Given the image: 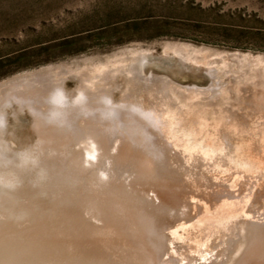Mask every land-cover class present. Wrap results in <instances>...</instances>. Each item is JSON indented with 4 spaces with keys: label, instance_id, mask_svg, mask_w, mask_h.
Segmentation results:
<instances>
[{
    "label": "bare ground",
    "instance_id": "bare-ground-1",
    "mask_svg": "<svg viewBox=\"0 0 264 264\" xmlns=\"http://www.w3.org/2000/svg\"><path fill=\"white\" fill-rule=\"evenodd\" d=\"M146 57L136 53L124 66L127 84L119 100L105 92L68 95L59 81H23L1 94L0 264H264L262 212L239 219L249 211L248 200L242 208L217 204L230 178L213 167L231 168L233 146L226 140L219 150L227 151L204 155L169 151L165 139L175 137L172 145L180 147L177 139L184 137L175 131L181 121L173 120L180 106L168 79L141 81L149 78L141 74ZM144 91L158 92L149 104L161 109V132L150 131L137 112L135 96ZM263 91H249L242 108L262 106ZM24 109L27 125L18 116ZM256 146L245 157L253 159ZM37 158L48 172L40 183L21 171ZM262 194L254 192L250 201Z\"/></svg>",
    "mask_w": 264,
    "mask_h": 264
},
{
    "label": "rangeland",
    "instance_id": "rangeland-1",
    "mask_svg": "<svg viewBox=\"0 0 264 264\" xmlns=\"http://www.w3.org/2000/svg\"><path fill=\"white\" fill-rule=\"evenodd\" d=\"M136 53L147 55L141 74L149 78L141 81L168 79L179 103L173 120L181 121L175 131L184 137L177 139L180 147L172 145L175 137L165 139L169 151L216 153L229 140L235 150L229 170L234 172L225 164L213 167L220 177L230 178L216 202L232 201L242 208L248 200L249 211L238 218L249 219L253 211L264 217V119L258 117L264 115V91L255 111L240 105L251 97L249 91L264 89V0H0V97L9 85L23 81H59L68 95L105 92L119 100L127 84L124 66ZM157 93L135 96L137 112L153 133L163 127L157 120L161 109L149 104ZM14 107L6 106L7 113ZM25 111L18 116L27 125L30 114ZM254 142L258 152L248 159L245 153ZM39 160L22 168L25 179L40 183L47 177ZM254 192L262 194L257 202L250 201Z\"/></svg>",
    "mask_w": 264,
    "mask_h": 264
}]
</instances>
